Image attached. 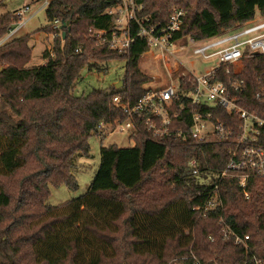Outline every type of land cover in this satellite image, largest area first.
<instances>
[{
    "label": "trees",
    "instance_id": "1",
    "mask_svg": "<svg viewBox=\"0 0 264 264\" xmlns=\"http://www.w3.org/2000/svg\"><path fill=\"white\" fill-rule=\"evenodd\" d=\"M119 2L51 0L45 30L55 35L54 46L44 52L43 65L28 66L29 33L0 45V264H195L193 255L202 264H244L252 254L264 260V176L249 180L246 199L238 178L205 183L189 167L197 158L202 173L224 170L230 139L157 141L142 124L131 136L132 147H101V163L85 194L58 206L47 202L51 186L78 188L75 159L90 156V139L99 123L127 118L113 98L121 95L135 103L151 80L140 66L150 46L135 24L129 54L110 49L93 35L91 29L109 35L115 30L116 15L108 10ZM144 4L140 15L160 24L168 22L175 7H183L187 13L176 37L197 40L264 16V0ZM56 18L69 26L53 28ZM19 21L16 13L1 14L0 40ZM114 59L127 60L123 87L75 95L85 68ZM217 78L226 83L244 80L243 91L236 93L239 104L264 117V101L255 96L264 86V55L246 58L239 74L222 69ZM181 115L174 127L187 128L189 113ZM216 115L236 134L241 123L237 116L224 108ZM216 186L224 208L199 216L193 206L201 202L200 194ZM221 217L237 234L250 236L249 254L225 236Z\"/></svg>",
    "mask_w": 264,
    "mask_h": 264
},
{
    "label": "built area",
    "instance_id": "2",
    "mask_svg": "<svg viewBox=\"0 0 264 264\" xmlns=\"http://www.w3.org/2000/svg\"><path fill=\"white\" fill-rule=\"evenodd\" d=\"M50 2L45 0V7ZM144 9V0H120L117 6L108 10V13L116 15L115 30L110 35L105 30H91L101 43L108 42L110 49L129 54L135 40L132 36L135 24L138 35L147 40L150 50L157 51L160 58L175 55L181 50H190L193 55L214 60L215 64L204 72L197 73L184 63V71L177 78L162 86L145 87V94L135 103L116 95L113 103L127 118H118L112 123L101 121L97 127V136L100 141L108 135L127 134L131 137L143 124L151 138L157 141L167 138L182 141H205L211 137L230 139V159L224 170L202 173L197 158L189 161V167L192 174L205 183H210L213 178H238L246 199H249V180L264 176V117L239 104L236 93L243 91L244 80L226 83L217 78V73L224 69L226 73L239 74L244 69L246 58L264 55V16L237 25L219 35L197 40L191 36L176 37L182 30L187 13L183 7H175L165 24L154 23L149 15H140ZM29 10L30 7L25 6L16 12L20 21L1 39L4 43L10 41L17 29L25 25ZM61 24V19L56 18L52 27L60 28ZM255 96L264 101V86L255 92ZM220 108L238 117L241 123L236 134L216 115ZM182 111L189 113V125L187 128L174 127L175 120L182 118ZM200 196L201 202L193 206V211L199 216L207 217L209 213L224 208L218 186ZM219 225L227 238L250 253L249 235L237 234L223 217L219 219ZM193 258L195 264H202L195 255ZM244 264H264V260L252 254Z\"/></svg>",
    "mask_w": 264,
    "mask_h": 264
},
{
    "label": "rangeland",
    "instance_id": "3",
    "mask_svg": "<svg viewBox=\"0 0 264 264\" xmlns=\"http://www.w3.org/2000/svg\"><path fill=\"white\" fill-rule=\"evenodd\" d=\"M1 1L3 2V6L0 8V15L8 12L16 13L25 6L30 7L29 12L26 13L27 22L11 38L21 37L28 33L31 34L32 57L28 66L39 65L45 62L44 52L52 51L55 36L53 33H49L48 30H45V27L50 24L46 13L45 0ZM3 43L0 40V45ZM214 62V60H205L200 56L193 55L190 50H181L179 53L165 58H160L157 51L149 50L140 61L142 71L151 77V80L143 86L144 88L158 87L174 80L184 71V63L195 69L197 73H202L213 66ZM126 70V59H114L104 62L99 65V68L93 70L85 68L82 72V77L76 83L74 93L77 96H81L89 94L94 89L111 90L113 87L117 88L116 84L123 80ZM110 144H117L120 147H132L135 144V140L127 134H116L108 135L103 141H100L97 133H95L90 139V156L77 155L75 159L73 173L77 179L78 188L72 189L67 185L59 187L51 186V193L47 202L53 206H58L85 194L101 163V147Z\"/></svg>",
    "mask_w": 264,
    "mask_h": 264
},
{
    "label": "water",
    "instance_id": "4",
    "mask_svg": "<svg viewBox=\"0 0 264 264\" xmlns=\"http://www.w3.org/2000/svg\"><path fill=\"white\" fill-rule=\"evenodd\" d=\"M63 26H69V21H65L63 20L62 22ZM66 35V33H64V36ZM124 85V80L120 81L119 83L116 84L117 88H121Z\"/></svg>",
    "mask_w": 264,
    "mask_h": 264
},
{
    "label": "crops",
    "instance_id": "5",
    "mask_svg": "<svg viewBox=\"0 0 264 264\" xmlns=\"http://www.w3.org/2000/svg\"><path fill=\"white\" fill-rule=\"evenodd\" d=\"M257 17H263V16L259 15V16H257ZM21 29H22V27H19V28L17 29V32L20 31ZM37 36H38V35H37ZM35 37H36V36H35ZM14 38H15V37H14ZM14 38H13V39H14ZM32 40H33V38H32ZM44 61H45V62H42V63L39 64V65H43V64H45V63L47 62V60H46L45 58H44ZM39 65H34V66H39Z\"/></svg>",
    "mask_w": 264,
    "mask_h": 264
}]
</instances>
